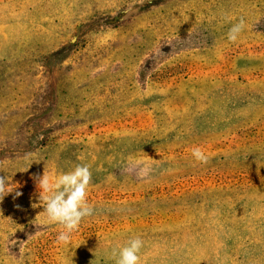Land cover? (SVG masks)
Returning <instances> with one entry per match:
<instances>
[{"label":"rangeland","instance_id":"374dc122","mask_svg":"<svg viewBox=\"0 0 264 264\" xmlns=\"http://www.w3.org/2000/svg\"><path fill=\"white\" fill-rule=\"evenodd\" d=\"M77 164L64 245L37 179ZM6 175L0 264H115L136 235L141 264H264V0H0Z\"/></svg>","mask_w":264,"mask_h":264},{"label":"clouds","instance_id":"9594fccd","mask_svg":"<svg viewBox=\"0 0 264 264\" xmlns=\"http://www.w3.org/2000/svg\"><path fill=\"white\" fill-rule=\"evenodd\" d=\"M245 26V19L241 17L229 29L228 41L237 42ZM192 155L196 161L208 163L209 156L201 148H194ZM91 180V166L88 164H77L71 171L63 172L55 177L44 171L43 175L37 179L40 193L39 204H34L33 207L42 205L47 222L62 226L63 230L57 236L58 243L69 245L72 241V234L79 229L81 221L93 214V206L87 201V189ZM12 185L8 175L0 176V200L14 191L16 187L13 188ZM21 194L16 191L17 197ZM143 247V239L140 235H136L125 245L113 248L111 259L115 261V264H141Z\"/></svg>","mask_w":264,"mask_h":264}]
</instances>
